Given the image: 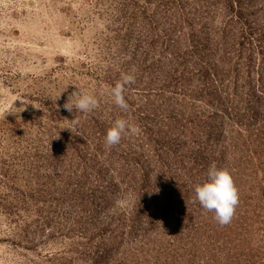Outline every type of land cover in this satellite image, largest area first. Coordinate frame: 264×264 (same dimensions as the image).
Returning a JSON list of instances; mask_svg holds the SVG:
<instances>
[{"label":"rangeland","instance_id":"1","mask_svg":"<svg viewBox=\"0 0 264 264\" xmlns=\"http://www.w3.org/2000/svg\"><path fill=\"white\" fill-rule=\"evenodd\" d=\"M0 264H264V0H0Z\"/></svg>","mask_w":264,"mask_h":264},{"label":"trees","instance_id":"2","mask_svg":"<svg viewBox=\"0 0 264 264\" xmlns=\"http://www.w3.org/2000/svg\"><path fill=\"white\" fill-rule=\"evenodd\" d=\"M146 180V179H145Z\"/></svg>","mask_w":264,"mask_h":264}]
</instances>
